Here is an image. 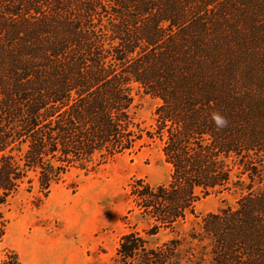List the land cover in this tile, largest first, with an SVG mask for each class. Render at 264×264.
I'll return each instance as SVG.
<instances>
[{
  "label": "trees",
  "instance_id": "1",
  "mask_svg": "<svg viewBox=\"0 0 264 264\" xmlns=\"http://www.w3.org/2000/svg\"><path fill=\"white\" fill-rule=\"evenodd\" d=\"M139 93L160 100L148 130ZM146 137L171 174L133 184L151 226L124 234L115 262L264 264V0H0V240L31 173L46 195ZM231 186L237 206L206 214L189 233L200 249L185 247L198 190ZM161 229L176 235L150 246Z\"/></svg>",
  "mask_w": 264,
  "mask_h": 264
},
{
  "label": "rangeland",
  "instance_id": "2",
  "mask_svg": "<svg viewBox=\"0 0 264 264\" xmlns=\"http://www.w3.org/2000/svg\"><path fill=\"white\" fill-rule=\"evenodd\" d=\"M136 120L148 130L154 123L158 98L136 96ZM139 150L98 160L88 168L71 167L45 195L38 179H29L9 198L3 208L6 220L0 240V264H118L115 262L121 237L138 231L145 234L151 221L139 213L140 201L131 193L137 180L151 185L166 183L171 166L165 161L163 142L147 137ZM235 177V176H234ZM201 194L179 228L185 247L200 245L189 233L199 230L202 218L227 207H236L243 190L209 189ZM176 235L161 229L150 246Z\"/></svg>",
  "mask_w": 264,
  "mask_h": 264
},
{
  "label": "clouds",
  "instance_id": "3",
  "mask_svg": "<svg viewBox=\"0 0 264 264\" xmlns=\"http://www.w3.org/2000/svg\"><path fill=\"white\" fill-rule=\"evenodd\" d=\"M214 119L217 121V123H222V120L219 116H215Z\"/></svg>",
  "mask_w": 264,
  "mask_h": 264
}]
</instances>
